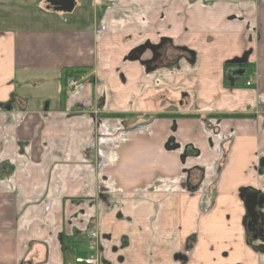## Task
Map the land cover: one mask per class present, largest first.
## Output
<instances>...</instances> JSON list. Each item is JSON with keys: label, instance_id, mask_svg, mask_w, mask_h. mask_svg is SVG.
I'll return each mask as SVG.
<instances>
[{"label": "crops", "instance_id": "crops-1", "mask_svg": "<svg viewBox=\"0 0 264 264\" xmlns=\"http://www.w3.org/2000/svg\"><path fill=\"white\" fill-rule=\"evenodd\" d=\"M45 2L0 0V264H264V0Z\"/></svg>", "mask_w": 264, "mask_h": 264}, {"label": "flooded vegetation", "instance_id": "flooded-vegetation-1", "mask_svg": "<svg viewBox=\"0 0 264 264\" xmlns=\"http://www.w3.org/2000/svg\"><path fill=\"white\" fill-rule=\"evenodd\" d=\"M155 49L157 50V52H159L158 54H156ZM168 49L169 48H167L166 45L162 43L161 46L156 47V48L155 47L154 48L143 47L142 51L145 50L149 52L150 56L152 57L151 61L152 59L155 58V56H159L158 62H162V61L166 62L167 59L165 58V54L166 52H168ZM170 49L173 50L174 54L177 55L176 58H179V56H185V54H188V51L182 48L175 49L170 46ZM239 60H243V59H239ZM244 63H245V60H244ZM229 65L230 67L228 68V71L230 69L237 67V65H234L232 63H229L228 66ZM241 195L243 197V201L246 199V202H247V207H245V210H246L245 229L247 231V237L250 235H251V238L253 239L264 237V215H263L264 203L259 208L257 205L259 204V201L258 200L255 201L251 198L253 196L261 197V196H264V194L244 191ZM251 211H254L256 214H254V216H250L249 214L251 213Z\"/></svg>", "mask_w": 264, "mask_h": 264}, {"label": "rangeland", "instance_id": "rangeland-1", "mask_svg": "<svg viewBox=\"0 0 264 264\" xmlns=\"http://www.w3.org/2000/svg\"><path fill=\"white\" fill-rule=\"evenodd\" d=\"M25 6H29L27 4H25ZM31 6V5H30ZM32 7H26V11H32ZM27 12H23L22 7H17V6H13V7H9V9H0V28H17V27H37V24L35 23H23L18 21L17 19H19V17H21V15L26 14ZM33 13V12H31ZM188 82L185 83V85L187 87L185 88H192L195 91H197L198 87H203V85L206 87L208 84H206V82H209L208 78H201L200 76H193L189 79L186 80ZM190 82V83H189ZM194 95V94H193ZM200 95V94H199ZM81 250H87L89 247L88 245L85 244H81ZM89 251V249H88Z\"/></svg>", "mask_w": 264, "mask_h": 264}, {"label": "water", "instance_id": "water-1", "mask_svg": "<svg viewBox=\"0 0 264 264\" xmlns=\"http://www.w3.org/2000/svg\"><path fill=\"white\" fill-rule=\"evenodd\" d=\"M45 4L47 6V9H51L53 11H59L63 13H70L73 9V0H46ZM231 63L234 65H237V67L230 69L228 71V74L231 76H235V77H242L244 74V70H240L238 68L239 66L244 64V60L237 59V60L232 61ZM251 198L255 201L256 200L259 201V204L256 203L259 208L264 203V196H261V197L253 196ZM244 204H245V207H247L246 199L244 200ZM254 214L256 213L254 211H251L249 215L254 216Z\"/></svg>", "mask_w": 264, "mask_h": 264}, {"label": "built area", "instance_id": "built-area-1", "mask_svg": "<svg viewBox=\"0 0 264 264\" xmlns=\"http://www.w3.org/2000/svg\"><path fill=\"white\" fill-rule=\"evenodd\" d=\"M85 78L81 75L67 77L64 81V89L69 95H77L84 86ZM252 83L246 82V87H249ZM75 264H98V261L89 256L87 258L78 257L75 259Z\"/></svg>", "mask_w": 264, "mask_h": 264}, {"label": "trees", "instance_id": "trees-1", "mask_svg": "<svg viewBox=\"0 0 264 264\" xmlns=\"http://www.w3.org/2000/svg\"><path fill=\"white\" fill-rule=\"evenodd\" d=\"M68 77V75H67V73H65L64 75H63V80L65 81L66 80V78ZM223 83H224V86H227L228 84L226 83V79L224 78V80H223ZM222 117H227V116H222ZM236 117H241V116H236ZM193 239V238H192ZM192 239L189 241V243L187 244V249H190L191 248V246H192V244H193V241H192ZM62 240V239H61ZM194 240V239H193ZM85 255V253H83V254H80L79 256H84Z\"/></svg>", "mask_w": 264, "mask_h": 264}]
</instances>
